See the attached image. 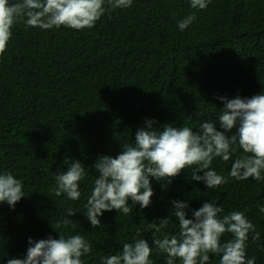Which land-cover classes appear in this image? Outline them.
<instances>
[{"label":"trees","instance_id":"obj_1","mask_svg":"<svg viewBox=\"0 0 264 264\" xmlns=\"http://www.w3.org/2000/svg\"><path fill=\"white\" fill-rule=\"evenodd\" d=\"M190 13L197 18L181 32L178 21ZM12 32L0 57V172L22 180L25 197L14 210L0 204V264L24 258L29 237L58 238L52 225L66 218L69 206L78 211L70 218L74 226L61 223L58 231L83 235L93 246L85 264H101L138 230L151 244L148 224L171 216L173 200L189 203L188 218L205 201L222 206L221 215L244 212L260 233L256 242L249 235L247 255L264 264V181L229 179L207 189L185 169L166 188L151 179L148 208L104 212L97 228L83 213L97 158L118 155L146 119L161 129L186 124L193 130L210 120L222 131L217 97L264 92V0H210L205 10H193L190 0H133L131 8L106 12L91 29L41 30L21 22ZM66 158L87 171L77 201L52 192L54 173L67 171ZM212 167L227 176L231 161L215 158ZM165 231L178 232L174 217ZM230 239L225 234L222 242ZM151 259L165 264L166 256L153 251ZM219 259L210 254L209 264Z\"/></svg>","mask_w":264,"mask_h":264},{"label":"clouds","instance_id":"obj_2","mask_svg":"<svg viewBox=\"0 0 264 264\" xmlns=\"http://www.w3.org/2000/svg\"><path fill=\"white\" fill-rule=\"evenodd\" d=\"M209 2L190 0V7L205 10ZM132 5L133 0H0V57L7 51L12 29L18 23L41 30L65 27L82 31L95 27L106 12ZM196 18L190 13L178 21V29L183 32ZM217 99L223 103L218 115L222 131L210 120L193 130L186 124H164L161 129L156 120L146 119V127L138 129L135 140L123 146L118 155L97 158L92 167L98 175L83 212L93 228L101 225L104 212L116 210L129 215L137 204L141 209L148 208L154 195L152 178L166 188L182 171L192 169L191 179L202 181L207 189L225 185L229 179L264 181V92ZM215 158L231 161L227 176L212 167ZM64 164L67 171L54 173L56 186L52 192L56 197L63 195L77 201L82 195L80 182L87 176L86 168L75 159L69 162L66 158ZM23 189L22 180L12 172H0V204L7 203L14 210L25 197ZM171 204V216L148 224L154 230L151 244L138 230L132 242L123 243L118 253L102 257L101 264H154L153 251L166 256L165 264H209L210 254L220 257L219 264H255L256 258L247 255V241L250 234L253 242L258 241L260 233L244 212L221 215L222 206L205 201L192 209L188 218V202L173 200ZM259 211L264 213V206ZM77 212L69 206L66 218L52 225L58 238L29 237L24 258L8 259L7 264H85L83 257L92 253V243L78 233L66 235L58 231L61 223L65 229L73 225L70 218ZM173 217L178 222V232L169 234L165 230ZM225 234H231L232 239L222 242Z\"/></svg>","mask_w":264,"mask_h":264}]
</instances>
